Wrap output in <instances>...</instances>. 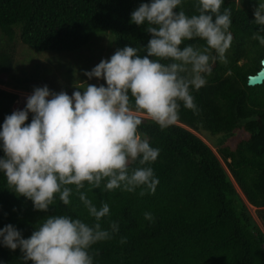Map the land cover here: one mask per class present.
<instances>
[{"label": "trees", "instance_id": "obj_1", "mask_svg": "<svg viewBox=\"0 0 264 264\" xmlns=\"http://www.w3.org/2000/svg\"><path fill=\"white\" fill-rule=\"evenodd\" d=\"M140 2L0 0V123L13 111L18 92L47 85L70 96L82 91L78 87L84 83L100 85L83 75L93 55H111L126 44L140 48L150 38L143 25L129 22ZM256 4L224 0L221 5V12H231L232 42L226 60L212 63L206 83L198 90L190 87L196 108L178 102V119L165 129L142 118L138 131L160 150L154 162L143 165L158 178L155 192L68 185L73 189L70 203L57 198L44 212L9 189L0 173V227L12 224L27 238L47 215L91 224L94 218L79 200L78 191H83L97 208L102 202L109 205L99 223L110 238L88 249L93 264H264V231L249 209L255 207L264 221V81L246 83L264 59V46L252 38L259 27L251 22ZM180 9L195 14V0H183ZM184 44L200 47L204 41L194 38ZM236 132L241 138L232 142ZM145 212L152 214L151 222ZM112 222L118 231H112ZM22 255L19 247L0 246L3 264H31Z\"/></svg>", "mask_w": 264, "mask_h": 264}, {"label": "clouds", "instance_id": "obj_2", "mask_svg": "<svg viewBox=\"0 0 264 264\" xmlns=\"http://www.w3.org/2000/svg\"><path fill=\"white\" fill-rule=\"evenodd\" d=\"M182 2L142 0L130 12L129 22L143 25L150 38L140 48L127 44L117 48L83 70L85 77L102 78L103 84L84 83L77 86L82 91L73 90L70 96L47 85L34 87L24 108L5 115L0 123V173L9 189L31 200L34 210L47 212L57 198L68 205L73 191L68 185L76 190L87 184L90 189L103 185L108 191L140 188V195L155 192L158 178L143 165L154 162L160 150L138 131L142 118L165 129L178 119V102L195 109L190 87L198 90L206 83L212 63L226 60L232 42L231 12L228 8L221 12L224 0H195L192 15L178 10ZM253 17L251 22L259 27L252 38L264 46V0H257ZM194 38L204 44L181 47ZM260 64L264 71V60ZM16 102L21 108L23 101L18 99L13 108ZM29 113L31 120L25 123ZM134 163L141 166L130 167ZM78 195L95 222L47 215L27 238L5 224L0 227V246L19 247L22 261L31 264H93L88 249L110 238L99 223L109 214V205L102 202L97 208L85 192ZM144 218L153 220L150 212ZM110 227L118 231L115 222Z\"/></svg>", "mask_w": 264, "mask_h": 264}, {"label": "rangeland", "instance_id": "obj_3", "mask_svg": "<svg viewBox=\"0 0 264 264\" xmlns=\"http://www.w3.org/2000/svg\"><path fill=\"white\" fill-rule=\"evenodd\" d=\"M109 51H114V49L113 50H109ZM108 51V52H109ZM106 54H109V53H106ZM106 54H103L102 56H100V58L97 56V55H93V57H92V59H91V61H90V63L88 64L89 65V67H88V69L87 70H90L94 65H96L102 58H105V56H107V57H110V55H106ZM105 55V56H104ZM91 81H93V82H95L96 84H101L102 83V78L101 79H97V78H95V77H93L92 79H90ZM31 93L30 92H22V93H20L19 94V98H18V100H20V101H23V103L26 101V97L28 96V95H30ZM15 110H19L20 109V105L16 102V106H15V108H14ZM200 137H202L205 141H207V143L209 144V146L211 147V149L213 150V151H216L215 150V147L214 146H212V143H211V141L210 140H207L205 137H204V135H200V134H198ZM236 138H241L240 137V135H239V133L238 132H236L232 137H231V139H232V142H234V139H236ZM232 142H229V143H232ZM237 188V187H236ZM238 189V188H237ZM249 209H250V212H251V214H252V216L254 217V219H255V221L257 222V224L261 227V229L264 231V221H263V219H261V218H259L258 217V215H257V212L255 211V207H253V206H249Z\"/></svg>", "mask_w": 264, "mask_h": 264}, {"label": "water", "instance_id": "obj_4", "mask_svg": "<svg viewBox=\"0 0 264 264\" xmlns=\"http://www.w3.org/2000/svg\"><path fill=\"white\" fill-rule=\"evenodd\" d=\"M262 81H264V71H261L260 68L255 74L248 75L246 83L247 85L251 86V85L261 84Z\"/></svg>", "mask_w": 264, "mask_h": 264}]
</instances>
